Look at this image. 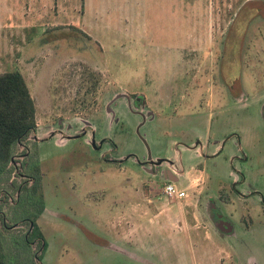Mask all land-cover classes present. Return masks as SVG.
<instances>
[{
    "label": "rangeland",
    "instance_id": "1",
    "mask_svg": "<svg viewBox=\"0 0 264 264\" xmlns=\"http://www.w3.org/2000/svg\"><path fill=\"white\" fill-rule=\"evenodd\" d=\"M178 1L0 0V72L23 74L37 121L12 147L22 168L0 167V263L264 264V0ZM228 17L231 40L242 39L215 38L223 76L163 67L210 57L205 37ZM94 133L107 139L101 150ZM199 138L213 156L193 158L178 142ZM173 152L183 199L167 198L168 181L159 190L136 158L105 159ZM20 172L40 180L16 196ZM209 197L234 233L210 215ZM25 216L46 239L42 261L41 239L26 241L29 222L10 228Z\"/></svg>",
    "mask_w": 264,
    "mask_h": 264
},
{
    "label": "flooded vegetation",
    "instance_id": "2",
    "mask_svg": "<svg viewBox=\"0 0 264 264\" xmlns=\"http://www.w3.org/2000/svg\"><path fill=\"white\" fill-rule=\"evenodd\" d=\"M232 38V36L228 35L227 36V40L226 42L228 43L229 42V39ZM231 42V41H230ZM226 46V45H225ZM228 47V46H227ZM224 63H227V62H220L218 65V70H221V75L223 76L224 75V71L225 70L224 68ZM220 67V68H219ZM216 69V68H215ZM227 69V68H226ZM220 77L219 80L221 79L222 81H226V78L225 77ZM228 84V83H227ZM212 85V83H211ZM224 91V90H223ZM226 95L225 91H224V96ZM140 101V102H139ZM135 102L136 104H141V105H145L146 103V99L145 97L143 96L141 98V100H138L137 97L135 99ZM109 107V105H108ZM107 109V107H106ZM35 130V129H34ZM33 130V131H34ZM94 137H95V133H94ZM35 140L37 139V136L34 137ZM202 140V139H201ZM200 138L199 140H197L196 142H189V141H178L179 143L185 145V147H191V148H195V149H198L200 150L201 152V155L202 156H206V157H211L215 154L216 152V148H214V151L212 152V154H205L209 149H210V145H209V141H201ZM107 141V139H101L99 141V143L97 144V141H96V138H95V146H93V144L91 143V145L98 149V150H101L102 149V145ZM175 141V140H174ZM19 144L22 143V140L18 142ZM192 143V144H191ZM205 144V145H204ZM216 147V146H215ZM218 148V146H217ZM175 154V152H173ZM23 156H26V154H23ZM129 158H136V160L138 161V163L143 166L144 170L148 171L151 173V175H153V177L155 178L154 179V182H155V185L156 187L160 190L163 186V184L166 182V181H173V182H178V181H181V175H182V169L180 166H182V162L183 160H179L177 158H171L169 155H164V156H156V157H152L151 156H148L146 157L144 160H139L137 155H135L134 153H129L125 158H118V159H115V158H111V159H108V158H105L106 160H110V161H117V162H122V161H125ZM104 159V158H103ZM159 159H161V161H158ZM13 162V158H11V160ZM15 164V167H20L22 168V164L19 165V163H16L15 161L13 162ZM164 164H167V165H164ZM18 165V166H17ZM19 170V169H18ZM20 177H23L25 178L23 181H21L20 185H19V189L18 191L16 192V196H17V193L20 194V192H22V190L26 189L27 185H34L35 187V184H37L40 180L39 176L38 175H30V174H25V173H19ZM176 179V180H175ZM35 191V190H34ZM225 194V193H224ZM227 200L224 196V198H220V195L218 196L219 200H222L223 202H227L228 200L231 201V198L230 196H227L226 195ZM222 202V203H223ZM208 206H209V211H210V215L214 216V219L216 220V223L217 225H220L222 226L223 228H227V227H231L230 230H227L228 233L227 234H232L234 233L233 231V225H232V222L229 220V218L225 215V213L222 211V209H220L215 201V199L213 197H209V201H208ZM26 222H29V228L28 230L26 231V241H30L31 243H34L30 240V236L29 235H34V236H37L41 239V247H40V251L36 254V258L37 260H40L42 261V258H40V256H42L43 254V249L45 248L46 246V239L44 237V234L41 230V228L39 227L36 219H32L30 217H23V218H19L17 220L16 223H14L10 228H13L15 226H18V225H23V223H26ZM2 226H6V223L5 221H2ZM38 226V228L41 230L42 232V236H39L38 234H36L35 230H36V227ZM36 239V238H34ZM41 263V262H40ZM0 264H3V263H0Z\"/></svg>",
    "mask_w": 264,
    "mask_h": 264
},
{
    "label": "trees",
    "instance_id": "3",
    "mask_svg": "<svg viewBox=\"0 0 264 264\" xmlns=\"http://www.w3.org/2000/svg\"><path fill=\"white\" fill-rule=\"evenodd\" d=\"M36 126V105L23 74L0 72V167L11 160L13 145ZM35 231L42 236L38 226Z\"/></svg>",
    "mask_w": 264,
    "mask_h": 264
},
{
    "label": "crops",
    "instance_id": "4",
    "mask_svg": "<svg viewBox=\"0 0 264 264\" xmlns=\"http://www.w3.org/2000/svg\"><path fill=\"white\" fill-rule=\"evenodd\" d=\"M195 2V4H192V5H194L193 7H195V6H198L199 5V2L201 1V0H194ZM228 1V0H227ZM226 1V2H227ZM169 2L171 3V5L174 7V5H181L182 3L180 2V1H176V0H169ZM212 2V3H211ZM225 2V3H226ZM86 4L88 5V0H85V6H86ZM209 5H213V0H210L209 1ZM226 5H227V9H228V2L226 3ZM85 10V9H84ZM83 9H82V11H81V13L82 14H84L85 12H86V10L84 11ZM210 14H211V16H212V18H213V14H212V12H210ZM170 15H173V9L171 8V11H170ZM220 18H218V23L220 24V22H223V20H219ZM203 21V20H202ZM221 25H223V23L221 24ZM221 25H220V28L218 27L216 30H215V28H214V25H211L210 26V31L208 32V35H207V37H205L206 39H207V42L209 43V49H210V57H208V58H206V60H201V61H198L197 59H201L200 57H195V56H193V57H191V58H184L183 59V62L182 63H180V62H176V63H173V64H171V65H163V67H166V68H169V69H179V68H191V69H214V68H216V67H218V64L220 63L219 61H217L216 60V56L212 53V50L214 49V47H215V52H217V51H219V49L217 48L223 41H219V40H216L215 38L216 37H220L221 36V38H224V36L222 37V35H230L231 34V32H230V29H229V17L228 18H226V23H225V29L224 28H221ZM85 32V31H84ZM226 32V33H225ZM86 33V32H85ZM87 34V36H90L88 33H86ZM129 37V36H128ZM127 37V38H128ZM233 37V36H232ZM130 38V37H129ZM186 38L187 39H190V40H192V41H194L195 42V44L194 45H196L197 43H198V41L200 40V36H199V34L197 35H194L193 33H189V34H187L186 35ZM203 38V37H202ZM242 39V38H241ZM241 39L239 40V42L238 43H234L235 41L234 40H231V38L229 39V42L227 43L226 42V46H230V45H228L229 43L231 44L232 42H233V44H234V47L235 46H240V42H241ZM231 41V42H230ZM233 46V45H232ZM218 49V50H217ZM216 54V53H215ZM179 59V58H178ZM181 60H182V58H181ZM229 60V59H228ZM209 61V62H208ZM96 62H97V60H96ZM222 62V61H221ZM210 64L209 66L207 65V64ZM227 63H229V62H227ZM96 64H98V62L96 63ZM100 64V63H99ZM183 64H189V65H183ZM100 69H108V70H112V69H121V70H123V69H130V66L128 67V66H117V67H102V66H98ZM150 66H144L143 67V69H146V68H149ZM205 145V144H204ZM191 150H193V148H191V147H188V149L187 150H185L187 153L188 152H192V157L193 158H200L202 155H201V152H200V150H199V148L198 149H195V151H191ZM181 152H183L182 150H181ZM179 152H175V156H176V158L177 159H179V160H181V154L179 153ZM182 174H185V171L183 170L182 171Z\"/></svg>",
    "mask_w": 264,
    "mask_h": 264
},
{
    "label": "built area",
    "instance_id": "5",
    "mask_svg": "<svg viewBox=\"0 0 264 264\" xmlns=\"http://www.w3.org/2000/svg\"><path fill=\"white\" fill-rule=\"evenodd\" d=\"M163 193L169 199H183L187 196V190L180 187L176 182L168 181L163 188Z\"/></svg>",
    "mask_w": 264,
    "mask_h": 264
},
{
    "label": "water",
    "instance_id": "6",
    "mask_svg": "<svg viewBox=\"0 0 264 264\" xmlns=\"http://www.w3.org/2000/svg\"><path fill=\"white\" fill-rule=\"evenodd\" d=\"M121 96H126V97L129 98L128 95H126V94H124V93H120V94H118L114 99H118V98L121 97ZM129 99H130V98H129ZM107 111L113 113V110L111 109L110 105H109V107H108V105H107ZM152 114H153V112H149V115H152ZM77 136H79V135H77ZM91 143L93 144V146H95V137H94V135H93V137H92ZM149 156H151V155H149ZM158 161H161V159H159ZM175 180H176V179H175ZM230 229H231V227H227V228H226V230H230Z\"/></svg>",
    "mask_w": 264,
    "mask_h": 264
}]
</instances>
